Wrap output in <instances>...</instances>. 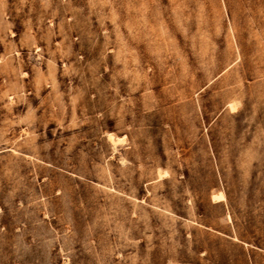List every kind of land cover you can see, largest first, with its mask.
<instances>
[{
    "label": "rangeland",
    "instance_id": "rangeland-1",
    "mask_svg": "<svg viewBox=\"0 0 264 264\" xmlns=\"http://www.w3.org/2000/svg\"><path fill=\"white\" fill-rule=\"evenodd\" d=\"M0 264H264V0H0Z\"/></svg>",
    "mask_w": 264,
    "mask_h": 264
},
{
    "label": "bare ground",
    "instance_id": "bare-ground-1",
    "mask_svg": "<svg viewBox=\"0 0 264 264\" xmlns=\"http://www.w3.org/2000/svg\"><path fill=\"white\" fill-rule=\"evenodd\" d=\"M237 108V105L236 104H232L231 105V109H236ZM226 200V195L224 193V191H221L219 193H216L213 195V201H216V202H223Z\"/></svg>",
    "mask_w": 264,
    "mask_h": 264
}]
</instances>
